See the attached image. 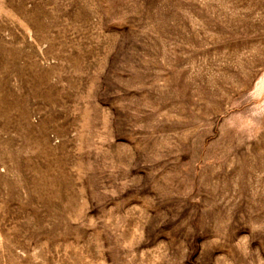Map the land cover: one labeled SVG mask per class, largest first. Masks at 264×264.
I'll use <instances>...</instances> for the list:
<instances>
[{
    "label": "rangeland",
    "instance_id": "1",
    "mask_svg": "<svg viewBox=\"0 0 264 264\" xmlns=\"http://www.w3.org/2000/svg\"><path fill=\"white\" fill-rule=\"evenodd\" d=\"M0 264H264V0H0Z\"/></svg>",
    "mask_w": 264,
    "mask_h": 264
}]
</instances>
